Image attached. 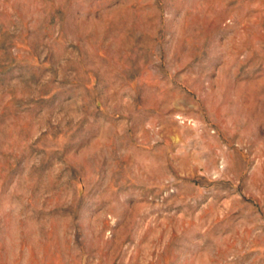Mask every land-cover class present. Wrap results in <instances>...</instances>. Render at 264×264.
I'll list each match as a JSON object with an SVG mask.
<instances>
[{"label":"rangeland","instance_id":"1","mask_svg":"<svg viewBox=\"0 0 264 264\" xmlns=\"http://www.w3.org/2000/svg\"><path fill=\"white\" fill-rule=\"evenodd\" d=\"M0 264H264V0H0Z\"/></svg>","mask_w":264,"mask_h":264}]
</instances>
